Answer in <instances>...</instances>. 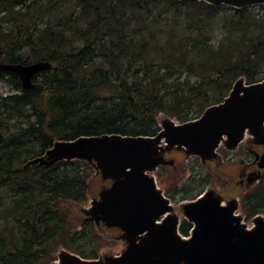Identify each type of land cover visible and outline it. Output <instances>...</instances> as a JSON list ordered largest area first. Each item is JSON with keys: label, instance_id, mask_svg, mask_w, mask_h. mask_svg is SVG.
<instances>
[{"label": "trees", "instance_id": "1", "mask_svg": "<svg viewBox=\"0 0 264 264\" xmlns=\"http://www.w3.org/2000/svg\"><path fill=\"white\" fill-rule=\"evenodd\" d=\"M40 60L53 66L30 88L0 69L13 88L0 92V264H51L61 248L96 257L101 230L92 220L73 226L70 214L101 174L84 159L28 161L56 139L155 134L161 112L193 119L239 77L264 79V4L0 0V61ZM207 180L192 175L184 197ZM253 196L247 214L264 213V184Z\"/></svg>", "mask_w": 264, "mask_h": 264}, {"label": "water", "instance_id": "2", "mask_svg": "<svg viewBox=\"0 0 264 264\" xmlns=\"http://www.w3.org/2000/svg\"><path fill=\"white\" fill-rule=\"evenodd\" d=\"M211 3L242 8L264 4V0ZM52 66L49 60L0 61V69L18 74L26 88L34 86L35 73ZM159 124L152 135L107 132L56 139L28 161L51 166L61 160L84 159L92 164L95 174L111 184L83 207L88 215L85 221L118 226L124 231L119 238L127 240L120 254L97 258L61 248L52 264H264V214L255 215L249 225L238 212L237 199H225L208 187L196 198L180 202L193 222L190 234L184 235L175 205L155 175L160 165L175 163L166 156L173 149L205 162L216 156L221 143L231 149L244 139L264 143V79L247 82L241 76L224 100L207 106L200 116L182 122L166 116ZM261 159L264 165V153Z\"/></svg>", "mask_w": 264, "mask_h": 264}, {"label": "flooded vegetation", "instance_id": "3", "mask_svg": "<svg viewBox=\"0 0 264 264\" xmlns=\"http://www.w3.org/2000/svg\"><path fill=\"white\" fill-rule=\"evenodd\" d=\"M216 150H217L216 156H214L212 158H207L205 162L202 161L200 156L186 157L185 152L182 150H178V149H173L172 151L167 152L166 156L168 158H174V157H172L173 154H176V155L182 154L184 156V160L186 161L185 162L186 164H188V160L195 159L202 166H204L205 168L208 169V172L204 173V175H203V178H205V179L209 180L211 174L214 173L215 171L217 172V175L220 174V176L225 177V180H220L222 188L217 189L215 186L213 188H215L219 193H221L225 199H229V200L230 199H237L238 205H239L238 212H240L242 215H244L245 219L247 220V210H246L247 207L246 206H250L252 208L253 204L257 203V201L259 199H258V197L253 196L254 192L256 190H259L260 188H262V186L264 184V165L261 164V162H262L261 155L264 153V143L253 142L251 139H244V140L239 142V144L236 148L231 149V148H228L224 143H221L217 147ZM174 159H175L174 164L167 163V164L160 165L158 167V169L155 171V173L157 171L162 173V171H163L162 168L164 166H167V165L168 166H175L177 159L176 158H174ZM185 171L189 172L187 178H185L182 183H180L177 187H175L173 192H170L166 187L164 188L165 194L168 197H170L171 200H172V196H174L176 194V191L178 193H179V191H183L184 186H186V181H191V176L196 175V173H197L196 171H193V172L191 171L190 165L186 166ZM192 180H194V178H192ZM208 180L205 183L204 189H202L200 191V193H197V194L193 193L194 195H192V196H186V197L183 196L182 200L194 199L198 195H200L206 188L212 187V184L209 183L210 180L209 181ZM157 181L159 184L160 181L158 180V178H157ZM109 184H111V180H109V179L105 180V181L101 180L100 186L103 187V186H106ZM99 191L97 192V194L95 193V197H99ZM180 202H179V207H177L176 204L173 202L175 205L176 213L179 216V230L182 234L189 235L190 230L193 226V222L190 221L184 215V211H183V208L180 206ZM242 209L244 210V212ZM257 214H263V211L262 210L256 211L254 213V215L252 216V218ZM87 217H88V215H84L83 224L90 221V220L85 221ZM92 221H94V220H92ZM159 221H162V218H160ZM188 223H189L190 228H189V233L186 234V233L182 232V227H183V225L188 224ZM95 224H96V222H95ZM96 226L101 230L100 231V232H102L101 234L104 235L106 239H108L109 241L122 240L123 246H122L120 251L111 252V253L98 252V255L96 257H86V258H97L100 256L104 257V255H106V254H108V255L120 254L127 244L126 239H120L119 238V236H121L124 232L122 230V228H120L118 226H107L103 221H101L100 226H98L97 224H96ZM73 252H76V251H73ZM76 253H78V252H76ZM78 254L81 255L80 253H78ZM81 256L85 257L83 255H81ZM57 258L58 257L56 254L55 259H57Z\"/></svg>", "mask_w": 264, "mask_h": 264}, {"label": "rangeland", "instance_id": "4", "mask_svg": "<svg viewBox=\"0 0 264 264\" xmlns=\"http://www.w3.org/2000/svg\"><path fill=\"white\" fill-rule=\"evenodd\" d=\"M12 90H13V88H12V85L10 83H8L5 80H0V92L8 93V92H11ZM166 116H169V115L161 112L158 116V120L161 121ZM174 118L177 121H179L176 117H174ZM172 157L177 159V162L175 164L176 167L167 165V166H164L162 168V170H163L162 173L159 171H157L155 173L158 180L160 181L159 185L162 186L163 189L166 187L170 192H173L175 187H177L180 183L183 182V180L185 178H187V176L189 174V172L185 171L187 165H190L192 172L193 171L197 172L196 176L198 177V180L203 178L204 173L208 172V169L205 168L204 166H202L195 159L188 160V164H186L185 163L186 161L184 160V156L182 154H178V155L173 154ZM95 175H98V174H94V176ZM218 175H217V172L215 171L214 173L211 174V176L209 178L210 181L208 180L209 183L212 184V187L215 186L217 189L222 188L220 180H225V177L220 176V174H218ZM206 182L202 181L199 183H195L194 188L189 189L187 191V194L188 193H195L197 191L199 192L200 189H204ZM100 185H101V181L92 180L91 181L92 191L88 195V199L86 201L76 202V203L72 204L70 215H71V221H72L73 226L80 227L83 224L84 215H85V213L83 212V207H87L90 205V201H91L92 197L95 196V193L97 194V192L102 188ZM184 194H186L185 191H179V193L176 191V194L174 196H172V201L176 204L177 207H179V202L182 200ZM259 210H261V209H259ZM243 212H244V210H243ZM254 213L253 214L252 213L247 214V220L244 219L249 225L253 224L251 218L254 215ZM94 245L97 247H100L98 252L111 253V252L120 251L122 246H123V241L122 240L109 241L108 239L105 238V236L101 235L98 242L94 243ZM88 246L91 247L92 245L90 244Z\"/></svg>", "mask_w": 264, "mask_h": 264}, {"label": "clouds", "instance_id": "5", "mask_svg": "<svg viewBox=\"0 0 264 264\" xmlns=\"http://www.w3.org/2000/svg\"><path fill=\"white\" fill-rule=\"evenodd\" d=\"M207 2L211 3L212 0H207ZM224 4H225V6H233V5H230V4H228V3H224ZM215 34H216L218 40H222V39H223V35H224V33H222L221 30H217ZM213 43H214V46H215V47H218V46H219V44H218L216 41H214Z\"/></svg>", "mask_w": 264, "mask_h": 264}, {"label": "bare ground", "instance_id": "6", "mask_svg": "<svg viewBox=\"0 0 264 264\" xmlns=\"http://www.w3.org/2000/svg\"><path fill=\"white\" fill-rule=\"evenodd\" d=\"M45 70H46V69H45ZM41 71H43V70H41ZM41 71H38L37 73H40ZM37 73H35V75H36ZM35 75H34V76H35ZM23 86H24V85H23ZM24 87H25V86H24ZM33 164H34V163H33Z\"/></svg>", "mask_w": 264, "mask_h": 264}]
</instances>
